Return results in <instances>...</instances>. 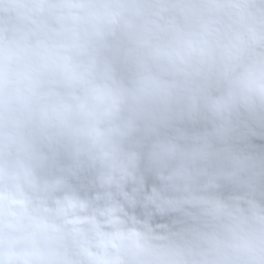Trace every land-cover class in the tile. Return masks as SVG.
<instances>
[{"label": "clouds", "instance_id": "obj_1", "mask_svg": "<svg viewBox=\"0 0 264 264\" xmlns=\"http://www.w3.org/2000/svg\"><path fill=\"white\" fill-rule=\"evenodd\" d=\"M0 264H264V0H0Z\"/></svg>", "mask_w": 264, "mask_h": 264}]
</instances>
